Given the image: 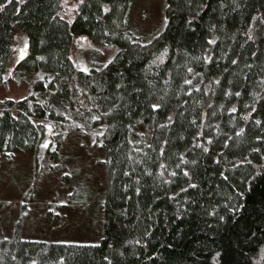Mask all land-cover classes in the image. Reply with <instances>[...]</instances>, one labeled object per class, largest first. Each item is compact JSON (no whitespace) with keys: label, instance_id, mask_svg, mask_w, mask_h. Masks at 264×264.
Listing matches in <instances>:
<instances>
[{"label":"trees","instance_id":"1","mask_svg":"<svg viewBox=\"0 0 264 264\" xmlns=\"http://www.w3.org/2000/svg\"><path fill=\"white\" fill-rule=\"evenodd\" d=\"M165 1L142 42L129 0H0V85H26L0 99V153L88 136L106 169L96 242L18 219L0 264H264V0ZM80 33L116 53L77 67Z\"/></svg>","mask_w":264,"mask_h":264},{"label":"rangeland","instance_id":"2","mask_svg":"<svg viewBox=\"0 0 264 264\" xmlns=\"http://www.w3.org/2000/svg\"><path fill=\"white\" fill-rule=\"evenodd\" d=\"M165 8V0H129L128 28L142 42L151 40L164 28ZM115 53V45L98 47L86 34L73 36L71 57L85 71ZM18 56L16 51L14 60ZM25 94V83L0 85V99ZM104 159L105 151L92 147L88 136L69 137L61 146L49 139L32 152L0 153V236H10L20 219L26 239L96 242L103 222Z\"/></svg>","mask_w":264,"mask_h":264}]
</instances>
